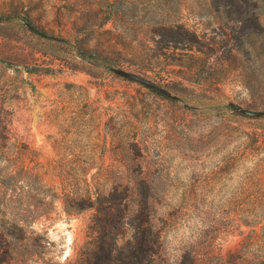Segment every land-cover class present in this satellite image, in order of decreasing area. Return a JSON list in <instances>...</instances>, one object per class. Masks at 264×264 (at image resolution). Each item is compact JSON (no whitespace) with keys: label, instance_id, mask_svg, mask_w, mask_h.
I'll return each mask as SVG.
<instances>
[{"label":"rangeland","instance_id":"obj_1","mask_svg":"<svg viewBox=\"0 0 264 264\" xmlns=\"http://www.w3.org/2000/svg\"><path fill=\"white\" fill-rule=\"evenodd\" d=\"M233 26L210 0H0V264H77L94 211L65 196L113 187L150 202L155 264H264V55Z\"/></svg>","mask_w":264,"mask_h":264},{"label":"trees","instance_id":"obj_2","mask_svg":"<svg viewBox=\"0 0 264 264\" xmlns=\"http://www.w3.org/2000/svg\"><path fill=\"white\" fill-rule=\"evenodd\" d=\"M210 1L215 12L234 24L230 32L237 53L249 58L264 55V42L257 45L253 42V38L264 36V0ZM243 36L248 39L239 41ZM133 190L139 193V184ZM65 200L77 205L85 203L78 210L94 211L88 227L91 240L85 244L77 264H155L162 227L152 222L150 202L139 204L132 194L118 187L105 194L96 190L94 200L90 196L68 195ZM179 264H185V260Z\"/></svg>","mask_w":264,"mask_h":264},{"label":"water","instance_id":"obj_3","mask_svg":"<svg viewBox=\"0 0 264 264\" xmlns=\"http://www.w3.org/2000/svg\"><path fill=\"white\" fill-rule=\"evenodd\" d=\"M126 77L130 78V79H133V80H137L147 86H151L153 87L152 84L142 80V79H139V78H136V77H133V76H129V75H126ZM241 113L245 114V115H248V116H251V117H257V116H260L261 113H255V112H250V111H247V110H240Z\"/></svg>","mask_w":264,"mask_h":264}]
</instances>
